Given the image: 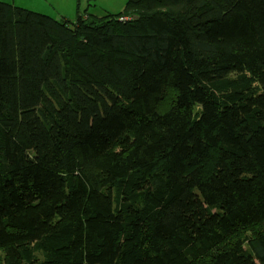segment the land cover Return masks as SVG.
<instances>
[{"label": "trees", "instance_id": "16d2710c", "mask_svg": "<svg viewBox=\"0 0 264 264\" xmlns=\"http://www.w3.org/2000/svg\"><path fill=\"white\" fill-rule=\"evenodd\" d=\"M77 1L0 0V264H264V0Z\"/></svg>", "mask_w": 264, "mask_h": 264}, {"label": "rangeland", "instance_id": "374dc122", "mask_svg": "<svg viewBox=\"0 0 264 264\" xmlns=\"http://www.w3.org/2000/svg\"><path fill=\"white\" fill-rule=\"evenodd\" d=\"M16 6L49 14L57 19L75 21L78 13L77 0H7ZM128 0H81L79 12L105 16L117 14L124 10ZM63 14V15H62ZM123 19V18H122Z\"/></svg>", "mask_w": 264, "mask_h": 264}, {"label": "crops", "instance_id": "0c3cea01", "mask_svg": "<svg viewBox=\"0 0 264 264\" xmlns=\"http://www.w3.org/2000/svg\"><path fill=\"white\" fill-rule=\"evenodd\" d=\"M1 1H5V2H8V3H11V1H7V0H1ZM13 1H15V0H13ZM13 3V2H12ZM16 5V4H15ZM21 7V6H20ZM27 9V8H26ZM29 10H31V9H29ZM35 11V10H34ZM39 12V11H38ZM63 15V14H62Z\"/></svg>", "mask_w": 264, "mask_h": 264}]
</instances>
